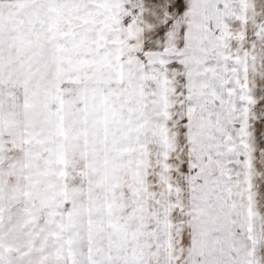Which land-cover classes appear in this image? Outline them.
I'll return each mask as SVG.
<instances>
[{
    "label": "snow or ice",
    "instance_id": "obj_1",
    "mask_svg": "<svg viewBox=\"0 0 264 264\" xmlns=\"http://www.w3.org/2000/svg\"><path fill=\"white\" fill-rule=\"evenodd\" d=\"M0 264H264V0H0Z\"/></svg>",
    "mask_w": 264,
    "mask_h": 264
}]
</instances>
